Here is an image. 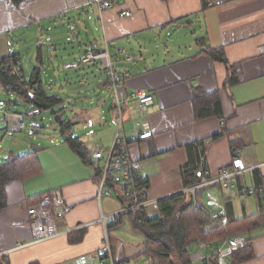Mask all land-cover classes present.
Instances as JSON below:
<instances>
[{
    "label": "crops",
    "instance_id": "0c3cea01",
    "mask_svg": "<svg viewBox=\"0 0 264 264\" xmlns=\"http://www.w3.org/2000/svg\"><path fill=\"white\" fill-rule=\"evenodd\" d=\"M17 1L0 0V58H20L12 46L21 35L42 40L46 30L68 27L75 30L77 41L83 35H92V41L86 39L85 50L110 53L123 77L121 92L142 91L153 96V103L146 109L126 99L121 115L127 138L146 130L152 132L151 138L128 146L131 158L140 163L149 199L163 200L184 193L194 186H186V182L197 177L195 185L216 177L220 169L230 166L233 149L246 165L264 164V0H114L102 12L89 0ZM123 12L131 16H120ZM93 22L95 34L91 30ZM5 43L11 50L7 53L1 48ZM37 49L42 52L34 54L36 67L31 73L37 69L40 77L44 52L42 46ZM214 52H222L230 67L216 61L211 55ZM131 55H136L133 64L125 61ZM100 85L108 87L107 78ZM0 88L6 90L1 83ZM197 89L211 95L206 98L208 103H219L220 117L197 118ZM20 104L25 110L30 108L22 101ZM73 107L68 118L82 124L83 129L105 122L96 112ZM36 118L27 125L30 134L39 128ZM53 127L59 134L54 117ZM3 131L1 161L35 152L40 165L38 174L10 181L4 187L0 252L10 253L3 264H76L78 258L95 253L103 236L98 223L101 214L125 208L119 199L124 196H103L100 202L96 197L104 161L94 160L93 153L100 144L106 157L114 143L116 125L90 132L92 140L79 137L90 155L88 163L66 143L50 139V147H34L16 135L6 138L5 128ZM199 142L204 144L203 153L194 147ZM256 172L263 192L255 196L242 197L237 192L242 186H258L253 173L236 178L235 193L211 184L197 189L194 195L210 214L224 215L227 220L252 217L253 226H243L238 231L243 233L238 235L251 238L253 258L238 264H264V166ZM54 189L61 191L70 206L65 219L58 221L59 229L69 232L27 245L31 232L26 209ZM226 203L231 206L230 212ZM111 232L116 236L118 229ZM137 242L117 237L115 262L146 264L134 257Z\"/></svg>",
    "mask_w": 264,
    "mask_h": 264
},
{
    "label": "built area",
    "instance_id": "2783aa9c",
    "mask_svg": "<svg viewBox=\"0 0 264 264\" xmlns=\"http://www.w3.org/2000/svg\"><path fill=\"white\" fill-rule=\"evenodd\" d=\"M114 0H89V3L94 4L99 12H102L112 5ZM120 16H131L130 12H123ZM131 57L125 59L130 61ZM81 63H97L101 64L103 70L107 72L108 88L113 92L114 105L116 110V131L114 136V143L111 150L105 157V151L100 144H96L93 153V159L97 162L104 161L99 179L97 200L103 196L121 195L130 201V207L124 208L118 212L103 215L101 214L98 223L102 227L103 236L101 246L95 253L90 256H83L75 260L76 264H89L95 261V264H116L114 259L113 248L108 233V226L124 215L138 212L141 210L153 211L158 207L161 200L149 199L146 190V182L140 173V163L131 158L128 146L133 143H138L152 137V132L146 130L140 134H136L127 138L124 134L122 121V105L125 100L130 98L135 100L141 109H146L153 103V96L146 92L138 91L131 94L121 92L123 85V77L117 72L115 68V61L107 50L97 51L95 49H86L80 55ZM0 71L7 77L15 80L14 84L7 86L9 92H14L25 86H29L33 92L37 89L36 85H28L29 79L25 76L23 64L20 58L9 56L0 58ZM0 115L5 123V136L16 135L23 132L28 123L32 122L34 118L41 116V111L37 108H27L23 112H16L14 110H1ZM231 164L227 168L220 169L216 177L204 180L197 185L184 191V193L191 194L196 206L215 224L226 227L227 218L221 214H210L207 209L198 205L195 201V191L199 188L218 184L223 189L235 193V180L237 177L245 173L252 174L259 170L264 164L246 165L238 157L237 150L231 151ZM114 173L117 183L112 187H106L107 177L110 173ZM238 194L244 196H255L257 193L263 192L262 186H253L248 188L242 186ZM70 212V206L66 203L61 191L54 189L45 193L39 200L27 207L26 213L29 217V228L31 232V240L27 245L38 244L46 242L59 237L62 234L69 232L67 230H60L58 221L64 220L66 215ZM80 226L78 228H82ZM247 238L242 235L226 238L214 250L204 242H199L196 249L190 254L191 264L206 263L209 264L210 258L215 257L217 264H227L230 256L245 247ZM26 245L20 246L24 247ZM10 251L0 252V264L9 255Z\"/></svg>",
    "mask_w": 264,
    "mask_h": 264
},
{
    "label": "trees",
    "instance_id": "16d2710c",
    "mask_svg": "<svg viewBox=\"0 0 264 264\" xmlns=\"http://www.w3.org/2000/svg\"><path fill=\"white\" fill-rule=\"evenodd\" d=\"M14 1L18 2L17 0ZM211 55L216 61L228 66L222 52H214ZM14 82V79L7 77L0 71V83L6 90L7 86L14 84ZM28 85L37 86L33 96L30 97L21 88L14 91L17 97L30 108L39 109L41 113L50 112L54 117V124L62 137L63 143H66L84 163L91 161L84 143L71 133L76 123L65 115L64 108L54 110L56 106L62 104V100L45 91L37 69L31 73ZM209 96L211 95H207L200 89H197L195 92V110L198 119L212 115L220 117L221 115L218 102L210 104L206 101V98ZM112 111L116 116L114 107H112ZM197 145L199 146L194 147L196 149L199 148L201 153H203V142H199ZM191 147L193 145H189L188 148ZM39 172L40 165L35 152L1 161L0 210L6 207L4 187L7 183L14 180H23ZM183 175L186 176V173H183ZM252 178L256 185L261 183L260 176L256 171L253 173ZM116 179L115 175L111 176L109 174L106 182L107 186L112 187L116 184ZM198 181L199 177L194 181H187L186 186L195 185ZM195 201L200 205L197 198ZM226 209L230 212V204L227 205L226 203ZM125 223L128 224L130 232L139 237V241L136 243L137 251L134 254L135 259H142L146 264H191L189 259L190 254L196 249L199 242L206 243L211 250H214L227 237L243 233L238 232L239 229H243L245 225L253 226L254 222L252 221V217H244L241 220H231L229 217L226 227L222 228L210 220L196 206L191 194L181 193L159 201L157 209L152 212L141 210L119 217L116 222L108 226V233L120 229ZM238 225L242 227L240 228ZM109 237L113 244V253L116 255L117 237H111L110 235ZM251 241V238L247 237L245 247L234 252L227 264H238L252 259ZM121 262L122 260L117 261L116 264H120ZM209 264H217L215 257L210 258Z\"/></svg>",
    "mask_w": 264,
    "mask_h": 264
},
{
    "label": "rangeland",
    "instance_id": "374dc122",
    "mask_svg": "<svg viewBox=\"0 0 264 264\" xmlns=\"http://www.w3.org/2000/svg\"><path fill=\"white\" fill-rule=\"evenodd\" d=\"M91 25L92 33L95 34V23L93 22ZM74 31L68 27H55L51 31L46 30L41 38L42 40H36L34 38L28 40L30 37L21 35L16 41L13 40L16 45L14 44L12 49L20 55L25 76L29 78L32 68L36 67V61L34 62L32 60L34 54L36 55V51L41 54L42 51H38L37 48L42 46L44 66L41 67V82L48 94L55 95L62 100V104L56 106L54 110L64 108L65 115L69 117L71 111L70 106L72 110L74 108L73 106H76L84 110L96 112L99 118L101 116L104 118L105 122L101 121L100 124H94L92 126L87 125L86 129H83L82 124L75 125L71 130L72 135L82 138L89 136L90 132L104 130L107 125L113 126L116 123V117L112 109L110 110L114 105L113 92L108 87L100 85L108 77L107 72L102 69L99 62L81 63L80 61V55L85 50V47L88 46L86 39L89 38L92 41L93 37L90 34L87 37L83 35L84 37L82 36L80 41H77V36ZM6 39L9 42V39ZM48 41L51 44L48 45ZM1 48L3 53H7L6 50L11 51L7 48L6 43ZM131 57L132 60L129 62L133 64L136 62V55H131ZM16 101H18V104H15ZM20 103L21 100L17 98L14 92L0 88V111L14 110L16 112H23L25 111V107ZM110 111H112L113 116H110ZM36 119L39 128L35 129L34 134H30V127H28L20 134H16V137L22 139L24 142H31L34 147H37L38 144L50 147V139L56 140L59 143L63 142L60 135L54 130L53 117L48 111ZM30 124L28 123V126ZM4 128L5 123L0 115V161L3 159L1 150L5 147L2 142ZM8 137L10 135L6 136V138ZM89 139H94V135L89 136ZM116 234L115 236L111 231L109 232L111 237H120L121 241H139V237L130 232L127 223L118 229Z\"/></svg>",
    "mask_w": 264,
    "mask_h": 264
},
{
    "label": "water",
    "instance_id": "95a60500",
    "mask_svg": "<svg viewBox=\"0 0 264 264\" xmlns=\"http://www.w3.org/2000/svg\"><path fill=\"white\" fill-rule=\"evenodd\" d=\"M23 91L27 92L30 95V97H32L33 94H34L33 90L29 86L23 87ZM119 199H121L124 202L125 208H129L130 207V201L127 200L125 197H119Z\"/></svg>",
    "mask_w": 264,
    "mask_h": 264
}]
</instances>
